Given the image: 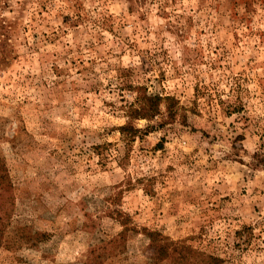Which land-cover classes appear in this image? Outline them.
Here are the masks:
<instances>
[{
    "label": "rangeland",
    "instance_id": "374dc122",
    "mask_svg": "<svg viewBox=\"0 0 264 264\" xmlns=\"http://www.w3.org/2000/svg\"><path fill=\"white\" fill-rule=\"evenodd\" d=\"M198 254L264 264V0H0V264Z\"/></svg>",
    "mask_w": 264,
    "mask_h": 264
},
{
    "label": "trees",
    "instance_id": "16d2710c",
    "mask_svg": "<svg viewBox=\"0 0 264 264\" xmlns=\"http://www.w3.org/2000/svg\"><path fill=\"white\" fill-rule=\"evenodd\" d=\"M164 105L165 108V116H162L161 113V106ZM232 108V107H230ZM179 109L177 108V102L174 100V98L171 97H161L159 95H148L146 93L139 94L136 97V101L134 104L130 105L126 110V116L128 121L126 124L118 128V131L121 135V140L124 142L127 153L129 148L131 147L132 143L136 139H140L141 136H144L149 130L152 129V126H147L145 129H139L136 126L133 125V121L135 120H146L148 122L154 120L157 117H165L163 120V123H170L172 122L176 116L178 115ZM161 146V144H158V147ZM124 156L122 158V163L126 161L127 158ZM123 165V164H122ZM143 180V179H142ZM138 183L141 182V180H137ZM146 192L152 193L151 188L149 186H145L144 188ZM111 200V199H110ZM113 200V199H112ZM111 205H113V201L110 202ZM110 215L114 217L116 221L122 226L123 231L118 235L117 237L113 238L109 242H107L104 247H102L103 252L107 250V253H113L120 244L122 243L123 237L126 235V233L131 232L133 229L130 226V219L128 216L123 214L122 212L116 210L114 212H110ZM202 264H211V263H218L219 260L217 258H214L209 255L204 254H198L196 256V262ZM196 263V264H197Z\"/></svg>",
    "mask_w": 264,
    "mask_h": 264
}]
</instances>
